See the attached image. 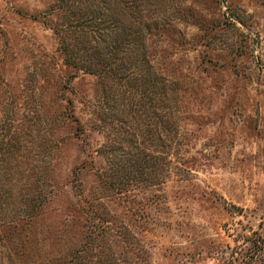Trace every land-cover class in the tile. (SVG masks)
Segmentation results:
<instances>
[{
  "label": "rangeland",
  "instance_id": "1",
  "mask_svg": "<svg viewBox=\"0 0 264 264\" xmlns=\"http://www.w3.org/2000/svg\"><path fill=\"white\" fill-rule=\"evenodd\" d=\"M56 1L0 0V252L62 264L105 211L131 232L133 264H263L264 0L161 1L146 43L176 106L170 169L110 196L102 150L146 125L65 63ZM26 195L43 202L31 220L20 218Z\"/></svg>",
  "mask_w": 264,
  "mask_h": 264
},
{
  "label": "trees",
  "instance_id": "2",
  "mask_svg": "<svg viewBox=\"0 0 264 264\" xmlns=\"http://www.w3.org/2000/svg\"><path fill=\"white\" fill-rule=\"evenodd\" d=\"M161 1L57 0L54 4L60 11V20L53 30L65 63L98 77L105 101L112 103L111 110L117 103L131 121L141 118L140 124L146 125L140 130L141 137L133 126L125 130L130 134L128 139L116 132L112 138L115 145L102 150L110 165L100 176V184L109 191L108 196L126 193L133 186H157L170 169L169 151L178 128L176 106L171 105V87L152 67L146 43L151 30L159 29L164 18ZM158 105L162 114L157 112ZM156 125H160L159 129ZM37 197L26 195L21 220L40 214L43 202ZM90 218L93 221L85 224L87 233L81 244L62 264L137 261L133 256L137 249L130 245L133 236L123 224L116 225L105 211L91 212ZM11 250L3 245L2 264H17L12 255L16 258L23 254L20 249Z\"/></svg>",
  "mask_w": 264,
  "mask_h": 264
}]
</instances>
